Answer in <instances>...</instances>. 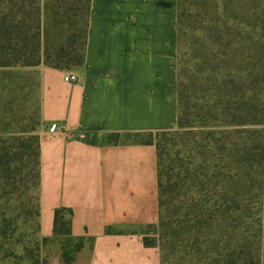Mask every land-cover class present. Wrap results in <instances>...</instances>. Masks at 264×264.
<instances>
[{"label":"trees","instance_id":"trees-1","mask_svg":"<svg viewBox=\"0 0 264 264\" xmlns=\"http://www.w3.org/2000/svg\"><path fill=\"white\" fill-rule=\"evenodd\" d=\"M89 2L0 0V264L20 259L13 242H29L12 240L17 216L1 205L24 197L21 215L39 229L38 69L82 66ZM176 4L177 64L185 57L177 129L123 136L156 151V241L144 243L158 248L160 264H264V0ZM187 109L196 132L187 130ZM158 134L167 139L157 143ZM69 215L57 209L52 220L63 264L83 244L70 237ZM69 240L77 241L71 255ZM22 250L39 264L37 243Z\"/></svg>","mask_w":264,"mask_h":264},{"label":"crops","instance_id":"crops-1","mask_svg":"<svg viewBox=\"0 0 264 264\" xmlns=\"http://www.w3.org/2000/svg\"><path fill=\"white\" fill-rule=\"evenodd\" d=\"M176 1L90 0L82 66L38 69L39 235L68 210L70 264H160L155 147L107 137L177 129Z\"/></svg>","mask_w":264,"mask_h":264},{"label":"rangeland","instance_id":"rangeland-1","mask_svg":"<svg viewBox=\"0 0 264 264\" xmlns=\"http://www.w3.org/2000/svg\"><path fill=\"white\" fill-rule=\"evenodd\" d=\"M181 51V44L179 45V52ZM185 60V57L182 59V62H178L177 64V68L178 70L181 69L183 61ZM38 75V74H37ZM37 78V76H35ZM33 98L36 101V95L33 96ZM189 106H191V103L189 104ZM186 113L188 115V122L187 125L190 127H187L188 131H198V124L195 123L194 121V116L196 115L195 110H186ZM10 118V116L8 117V115L5 116V119ZM26 123V121H25ZM39 131V126L37 127V132ZM167 136H165V134H158L155 138V141L158 143L160 141H163L165 139H167ZM132 137L129 138H125V137H121L118 140H132ZM146 140L147 138H137L136 140ZM20 204L17 206L16 204H10L8 205H1L2 208L5 207V210L8 211V214L12 215V216H17V220H16V233L14 234V237L12 238V240H17L18 236H21L24 240L29 241V242H24L23 244H16L13 242V245L10 246L11 250L13 251V253L17 256L20 257V259H14V258H9L7 259L5 262L1 263V264H30V262L28 261L27 255L25 253H22V247L26 246L28 249H31L32 251H34V247L37 243L38 246V250L36 252L37 256H38V260H39V264H49L48 262V258H47V252L49 254L52 253V250L56 247V240H51V242H44L42 243L41 240V236L39 235V229L38 232L34 234L35 232V227H34V223H30L29 221H24L23 216L21 215L22 210H23V205L22 202L24 200V197H20ZM17 207V208H16ZM75 240L73 241H68V243H66V246L68 248V252L70 253V255L73 253L74 247L76 245ZM35 255V254H34Z\"/></svg>","mask_w":264,"mask_h":264},{"label":"built area","instance_id":"built-area-1","mask_svg":"<svg viewBox=\"0 0 264 264\" xmlns=\"http://www.w3.org/2000/svg\"><path fill=\"white\" fill-rule=\"evenodd\" d=\"M64 82H67V83H72V82H75L76 81V76L74 75H66L64 78H63Z\"/></svg>","mask_w":264,"mask_h":264}]
</instances>
